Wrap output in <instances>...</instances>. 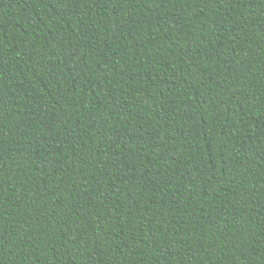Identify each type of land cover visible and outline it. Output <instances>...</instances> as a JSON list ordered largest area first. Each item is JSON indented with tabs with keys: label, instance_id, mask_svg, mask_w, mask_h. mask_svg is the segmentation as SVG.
I'll return each instance as SVG.
<instances>
[{
	"label": "trees",
	"instance_id": "trees-1",
	"mask_svg": "<svg viewBox=\"0 0 264 264\" xmlns=\"http://www.w3.org/2000/svg\"><path fill=\"white\" fill-rule=\"evenodd\" d=\"M0 264H264V0H0Z\"/></svg>",
	"mask_w": 264,
	"mask_h": 264
}]
</instances>
